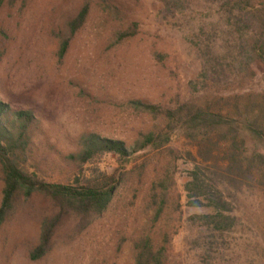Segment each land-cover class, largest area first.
Returning <instances> with one entry per match:
<instances>
[{
	"label": "rangeland",
	"instance_id": "374dc122",
	"mask_svg": "<svg viewBox=\"0 0 264 264\" xmlns=\"http://www.w3.org/2000/svg\"><path fill=\"white\" fill-rule=\"evenodd\" d=\"M86 6L87 21L71 37L69 25ZM251 9L230 0L0 3V100L15 110H34L43 125L29 170L50 184L75 186L78 179L84 184L102 175L119 181L109 209L88 222L65 221L52 252L40 261L30 254L55 208L41 195L22 198L0 228V264H136L135 244L146 237L166 248L165 264H264V176H234L241 182L235 187L217 178L216 164L199 157L181 123L173 124L167 144L139 149L127 160L104 154L79 169L65 159L81 149L85 135L134 149L144 135L167 134L171 121L165 112L181 103L208 102L227 114L233 98L264 94ZM66 37L71 46L61 60ZM137 101L161 113L139 110ZM231 119L242 127L237 115ZM240 129L247 159L254 144ZM223 131L227 127L214 135ZM259 151L264 154V145ZM194 174L213 185L214 193H223L229 205L223 213L230 218L226 231L215 232L213 223L208 220L209 228L201 218L217 213L207 196L203 206L189 204L187 186ZM4 185L0 164V208ZM164 198V213L155 221Z\"/></svg>",
	"mask_w": 264,
	"mask_h": 264
},
{
	"label": "trees",
	"instance_id": "16d2710c",
	"mask_svg": "<svg viewBox=\"0 0 264 264\" xmlns=\"http://www.w3.org/2000/svg\"><path fill=\"white\" fill-rule=\"evenodd\" d=\"M230 1L236 6L246 5L247 8L253 9L250 10L249 17V21L254 22L257 27L253 50L256 60L264 63V0ZM4 2L5 0H0L1 4ZM89 13L90 7L86 6L70 23L71 37L84 27ZM126 37H128L127 34L124 39ZM70 46L71 38H64L59 50L61 60L65 58ZM232 102L234 109L227 114L217 111L218 106L208 102L203 105L191 102L181 103L178 110L165 112L166 118L171 121L167 134L144 135L143 142L138 143L137 148L134 149H129L125 142L102 138L97 134L82 136L79 140L81 149L65 159L79 169L104 154L117 155L121 160H127L139 149L158 147V143L167 144L175 130L173 124L181 123L186 130V137L197 145L199 157L216 164L218 172L215 176L230 182L235 187L241 182L234 179V176L248 179V177H254L255 172L264 176V154L259 151L264 145V94H249L245 98L235 97ZM133 104L139 110L143 109L154 114L161 113V109L157 106L144 104L141 101L133 102ZM233 115L241 119L242 127L231 119ZM221 127H227L228 132L225 134L223 131L214 135L216 129ZM240 128L248 133L254 144L253 153L248 155L247 159L242 152L246 138L239 136ZM42 129V121L34 110H15L12 105L0 100V164L3 168L5 184L0 208V228L13 214L18 201L22 198L30 200L34 195H41L51 201L55 208L54 214L43 221L40 243L30 254L32 261L43 260L52 252L55 236L68 219L76 217L84 223L95 215L105 213L113 202L119 184L114 176L106 175L88 180L84 184H81L78 179L75 186L50 184L40 180L29 170V162L32 159L34 161L36 152L39 151L36 138L38 134L41 135ZM223 139H229V141L227 140L225 145L221 146L220 142ZM212 188L213 185L201 182L199 176L194 174L192 182L187 186L191 199L189 204L193 207L203 206L202 199L207 196L208 207H215L217 213L216 216L205 215L201 218L213 223L215 232H224L229 227L230 218L225 217L223 213L229 205L223 200V193L217 190L218 194H216L211 190ZM154 199L158 204V196ZM165 205L164 198L156 213L155 221L163 215ZM210 222L209 228L212 227ZM166 241L170 242L168 235H166ZM135 250L136 264H165L166 248H157L152 237L136 242Z\"/></svg>",
	"mask_w": 264,
	"mask_h": 264
}]
</instances>
